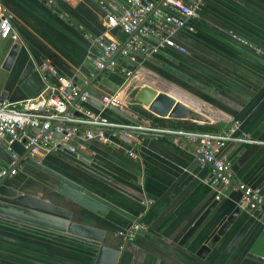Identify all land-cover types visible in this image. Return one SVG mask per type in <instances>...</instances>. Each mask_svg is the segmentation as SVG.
<instances>
[{
    "label": "crops",
    "instance_id": "1",
    "mask_svg": "<svg viewBox=\"0 0 264 264\" xmlns=\"http://www.w3.org/2000/svg\"><path fill=\"white\" fill-rule=\"evenodd\" d=\"M110 1L119 8L124 5V0ZM0 4L12 15L18 44L4 67L13 42L0 40L1 100L17 103L34 97L42 88L43 76L55 83L53 76L40 69L44 63L71 78L77 87H86L95 98L112 91L100 83L101 78L119 85L123 80L120 68L138 70L142 79L129 91L148 84L191 108L190 119H170L176 127L184 128L180 125L184 122L188 129L218 131L237 121L238 131L252 141L228 142L219 154L227 160L235 180L264 196V0H202L197 15L173 35L183 51L163 48L153 57L120 58L114 70H103L94 80L97 72L86 55L96 54L94 39L105 30L98 0H0ZM108 35L122 37L117 29L108 30ZM126 99L124 111L149 122V116L134 111L133 99ZM102 115L126 121L110 109H104ZM73 143L89 152L91 165L124 192L86 176L56 153L43 155L41 161L72 179L89 177L97 194L130 217L113 210L99 216L66 204L55 192L57 181L26 163L19 164L17 172L4 182L66 207L76 217L92 218L105 231L104 243L118 251L114 264H263L264 214L260 212L240 209L204 258L195 252L216 220L210 219L179 243L213 200L214 211L221 216L237 207L240 198L238 190L212 183L210 169L195 164L189 146L147 133L136 140L114 139L105 144L76 139ZM0 145L16 155L24 151L17 141L8 145L0 138ZM128 150L133 156H128ZM133 220L143 228L132 240H124L118 230ZM96 254L90 244L0 219V264H94Z\"/></svg>",
    "mask_w": 264,
    "mask_h": 264
},
{
    "label": "built area",
    "instance_id": "2",
    "mask_svg": "<svg viewBox=\"0 0 264 264\" xmlns=\"http://www.w3.org/2000/svg\"><path fill=\"white\" fill-rule=\"evenodd\" d=\"M201 1L124 0V5L119 8L110 0H98L105 30L94 39L96 54L86 55V60L91 63L93 71H111L117 67L120 58H130L136 54L144 58L153 57L163 48L183 51L184 48L174 41L173 35L186 27L188 18L197 15ZM112 29H117L123 37L118 40L109 36L108 30ZM6 39L16 41L17 32L12 24V15L0 4V40ZM40 69L46 70L56 82H49L43 76L42 88L34 97L17 103L0 100V138L9 136L6 141L8 145L17 141L22 144L23 150H27L29 157H42L61 150L65 143L70 144L69 151L81 148L73 143L76 139L106 144L114 139L136 140L143 133L153 137H170L174 142L182 141L191 148L195 164L199 168L210 169V179L214 185L240 192L237 204L240 209L264 214V196L257 189L235 180L230 174L227 160L219 154L228 142L252 141L244 132L238 131L237 121L227 128L214 131L178 128L150 121L109 120L102 115V111L108 106L123 111L127 108L125 97L128 89L134 83L137 86L142 79L138 70L120 68L121 84L114 91L99 93L95 102H99L100 107L93 108L88 102L91 93L86 87H77L71 78L57 74L48 64H42ZM10 154L13 160L6 168L0 169V176H12L17 172L18 165L14 162L18 155L11 151ZM127 154L133 156L130 150ZM142 228L141 222L133 220L130 226L118 230V234L124 240H132ZM261 262L264 264V257Z\"/></svg>",
    "mask_w": 264,
    "mask_h": 264
},
{
    "label": "water",
    "instance_id": "3",
    "mask_svg": "<svg viewBox=\"0 0 264 264\" xmlns=\"http://www.w3.org/2000/svg\"><path fill=\"white\" fill-rule=\"evenodd\" d=\"M17 49L18 44L13 42L4 61V67H7L11 62ZM101 72L102 71H97L93 80L97 78ZM100 83L110 87L112 91L116 90L118 87V85L111 84L106 78H101ZM2 98L3 94H1L0 100ZM132 99L134 104L145 108L156 117L174 120L190 119L189 112L192 110L188 105L170 94L157 90L148 84H142L137 87L133 92ZM95 101L98 100L90 95L88 102L95 105L96 108H99V102ZM107 109L112 110L126 121L139 122L133 115L123 110L113 106H108ZM8 139L9 136L4 137V140L7 141ZM23 141L24 140H22V142ZM178 143L183 144L182 141ZM69 145L70 144L65 143V147L56 152L59 158L68 162L72 167L86 176L96 178L124 192L123 189L114 185L100 171L91 165L92 158L89 152H85L84 149L78 147L73 151H69ZM10 151V148L0 145V169L6 168L13 160ZM14 163L16 165L26 163L56 180L57 184L54 186L55 192L61 196L66 204L71 203L83 211L99 216H104L108 210H113L122 216L130 217L126 212L108 202L103 196L97 194V189L89 183V177H82L76 180L72 179L44 164L41 161V157H29L27 155V150L19 154ZM5 178L6 176H0V219L32 226L90 244L97 249L94 264L115 263L118 251L110 248L104 243L105 231L97 225L96 221L82 214L76 217L75 213L66 207L8 186L4 182ZM215 204L216 200H213L198 215L179 241V243H184L201 227V225L208 222L210 219L216 220L213 228L202 238L196 249L195 254L200 258L206 256L213 244L224 234L240 211V208L237 206L228 214L219 216V212L214 211ZM83 211L80 213H83Z\"/></svg>",
    "mask_w": 264,
    "mask_h": 264
},
{
    "label": "trees",
    "instance_id": "4",
    "mask_svg": "<svg viewBox=\"0 0 264 264\" xmlns=\"http://www.w3.org/2000/svg\"><path fill=\"white\" fill-rule=\"evenodd\" d=\"M122 34V33H121ZM122 37H123V35H122ZM121 37V38H122ZM134 111L136 112V113H140V112H142V113H144L146 116H149V121L150 122H152V123H156V124H166L165 123V121H169L170 122V125H172V126H177L176 124H173V123H171V122H173V121H170V119H168V120H166V119H163V118H158V117H156V116H153V115H151L149 112H146V111H144V110H142L141 108H140V106H135V109H134ZM180 125H182V127H184V128H189V127H187V126H185L184 125V122H181V124ZM197 128H200V127H197Z\"/></svg>",
    "mask_w": 264,
    "mask_h": 264
},
{
    "label": "rangeland",
    "instance_id": "5",
    "mask_svg": "<svg viewBox=\"0 0 264 264\" xmlns=\"http://www.w3.org/2000/svg\"><path fill=\"white\" fill-rule=\"evenodd\" d=\"M135 77H137V76H135ZM136 78H134L131 82H133L134 80H135ZM130 82V83H131ZM129 91V90H128ZM129 96V99H131L132 98V96H133V91L132 90H130L129 92H128V95H127V97ZM127 97H125V99L127 98ZM127 100V99H126ZM55 156H57L56 154H54Z\"/></svg>",
    "mask_w": 264,
    "mask_h": 264
}]
</instances>
